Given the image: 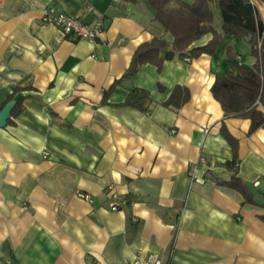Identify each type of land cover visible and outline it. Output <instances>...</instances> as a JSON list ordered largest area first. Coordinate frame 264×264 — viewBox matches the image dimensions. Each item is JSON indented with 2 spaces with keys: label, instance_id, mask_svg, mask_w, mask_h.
Instances as JSON below:
<instances>
[{
  "label": "crops",
  "instance_id": "1",
  "mask_svg": "<svg viewBox=\"0 0 264 264\" xmlns=\"http://www.w3.org/2000/svg\"><path fill=\"white\" fill-rule=\"evenodd\" d=\"M46 7L102 31L66 35L41 21ZM210 7L224 34L212 54L142 64L104 97L137 46L162 34L147 0H0V111L16 87L24 96L0 127V264H118L150 252L162 264H264V128L248 134L250 120L225 116L211 92L216 76L239 73L230 60L255 59L248 36L222 30L218 0ZM176 85L189 91L177 109L164 104ZM134 87L149 92L146 110L124 104ZM222 125L237 140L234 170ZM232 175L253 202L218 184ZM109 184L120 209L108 206Z\"/></svg>",
  "mask_w": 264,
  "mask_h": 264
},
{
  "label": "trees",
  "instance_id": "2",
  "mask_svg": "<svg viewBox=\"0 0 264 264\" xmlns=\"http://www.w3.org/2000/svg\"><path fill=\"white\" fill-rule=\"evenodd\" d=\"M147 3L155 11L154 20L162 28V34H154L149 41L137 46L125 73L113 82L110 89L104 91V97L122 78L133 76L142 64L151 63L160 68L163 61L173 57L175 53L190 59L202 53L212 54L224 39V34L213 25L210 0H147ZM218 9L222 30L234 36L238 34L248 36L249 52L255 60L251 67L230 60L239 73L227 70L223 75L216 76L211 92L219 101L225 116L245 117L250 120L248 128L250 134L257 128H264V23L255 0H218ZM166 33L171 35V40L164 37ZM208 33L212 37L206 44L191 46L194 41ZM164 50L167 53L162 56L161 52ZM227 52L229 53V49ZM20 90L23 89L16 87L8 100L16 101L11 113L17 110V106L24 98L22 94H18ZM188 98V88L176 85L164 104L177 109ZM150 102L151 97L147 90L134 87L129 90L124 104L146 110ZM221 131L232 148V159L226 162V166L234 170L238 165L237 140L224 125L221 126ZM217 182L237 190L242 195L243 202H253L250 190L235 175L229 180ZM261 217L264 220V216Z\"/></svg>",
  "mask_w": 264,
  "mask_h": 264
},
{
  "label": "built area",
  "instance_id": "3",
  "mask_svg": "<svg viewBox=\"0 0 264 264\" xmlns=\"http://www.w3.org/2000/svg\"><path fill=\"white\" fill-rule=\"evenodd\" d=\"M41 21L54 25L66 35H72L73 37L81 39L92 40L99 35L103 28L101 22L85 23L82 22L79 18L69 15L54 7H46L42 10ZM258 183V180L253 182L254 185H257ZM107 191L109 192L111 197L108 203L109 208L111 210L120 209L125 201L116 191L114 185L109 184L107 186ZM77 195L88 201L92 200L91 196L88 193L79 191ZM118 264H162V260L158 253L150 252L143 257L137 256L130 260L126 259Z\"/></svg>",
  "mask_w": 264,
  "mask_h": 264
},
{
  "label": "water",
  "instance_id": "4",
  "mask_svg": "<svg viewBox=\"0 0 264 264\" xmlns=\"http://www.w3.org/2000/svg\"><path fill=\"white\" fill-rule=\"evenodd\" d=\"M16 101L11 100L7 102L0 111V127L5 126L8 118L10 117L11 110L14 107Z\"/></svg>",
  "mask_w": 264,
  "mask_h": 264
}]
</instances>
